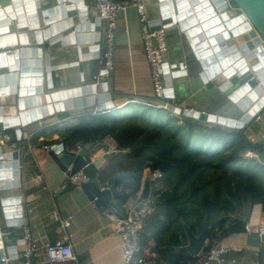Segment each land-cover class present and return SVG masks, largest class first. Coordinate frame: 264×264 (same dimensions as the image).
<instances>
[{
	"label": "water",
	"instance_id": "95a60500",
	"mask_svg": "<svg viewBox=\"0 0 264 264\" xmlns=\"http://www.w3.org/2000/svg\"><path fill=\"white\" fill-rule=\"evenodd\" d=\"M51 1V2H49ZM78 0H0V141L11 129L17 137L22 127L51 115L66 114L76 119L98 113L117 112L120 100H114L111 81L80 82L61 86L52 77L50 55L67 45H78V58L86 60L89 43L100 41L101 27L80 11ZM159 17L151 20V29L164 27L183 42L182 76L209 80L215 89L213 102L218 105L206 112L202 104L187 102L176 111L185 122L212 124L241 132L244 138L264 151V0H157ZM161 4V6H160ZM100 22V21H99ZM253 31L260 45L241 44V35ZM94 33L92 36L87 33ZM186 53V54H185ZM189 53V54H188ZM95 56L97 57L96 53ZM182 68L179 65L178 69ZM181 77V76H180ZM164 75L166 97L179 99L184 81ZM173 110L167 106V111ZM120 110L118 111V113ZM19 139V138H18ZM2 143V142H1ZM80 150L49 154L66 175L85 174L89 181L80 186L96 208L107 210L118 220L137 224L142 214L153 209L149 203V182L141 190L138 202L122 210L113 205L119 195L113 185L119 177L134 175L135 170L107 179L111 165L105 164L114 152L103 147L95 156L84 142ZM264 165V152L260 155ZM23 150L8 151L0 144V228H23L19 189L23 186ZM230 234L247 232L248 222L234 217ZM186 245L177 248L191 257L199 256L205 240V225L199 235L184 226ZM258 237L264 246V235ZM24 250V249H23ZM10 259L15 248L7 247ZM1 264V263H0Z\"/></svg>",
	"mask_w": 264,
	"mask_h": 264
},
{
	"label": "crops",
	"instance_id": "0c3cea01",
	"mask_svg": "<svg viewBox=\"0 0 264 264\" xmlns=\"http://www.w3.org/2000/svg\"><path fill=\"white\" fill-rule=\"evenodd\" d=\"M143 1L149 21L157 20L159 17L157 0ZM39 2L47 3V0H39ZM76 4L74 6H78L80 11L94 20V27L98 25L101 27L93 0H78ZM87 34L92 36L94 33ZM241 38V44H252L254 48L260 45L259 37L253 31L244 32ZM167 41L165 73L168 72L173 78H180L179 81L185 83L179 99L167 100V106L173 109L169 111L170 116H175L181 122H185V117L177 114L176 111L184 110L187 102H190L194 107L202 104L204 106L202 109L210 112V109L218 105L212 101L216 97L212 83L209 80L204 82L199 77L191 78L187 75L185 78L182 76L186 68V64L181 58L184 51L183 42L170 31H167ZM89 43L92 49L88 53L89 58L86 60H83V57L82 59L78 58L79 47L77 44L58 48L50 55V66L55 69L52 72L55 82L61 86H70L80 82L81 79L84 82H93L95 77L104 74L101 59L102 39L100 38L99 42L90 40ZM113 63V71L108 78L111 81L109 91L113 99L120 100V105H122L118 109L120 112L116 115L132 117L135 115V108L149 106L153 101L150 71L144 58L141 43L140 24L136 12L132 8L120 13L117 18ZM179 65L182 68L178 69ZM84 117L70 119L66 114L51 115L39 122L22 127L19 137L11 129L6 130L11 132L10 135L5 134V137L0 141V144L3 143L8 151L23 150V186L19 189V200L22 213L21 220L27 222L28 225L23 226V228L8 229L10 234L5 238L4 243L6 248L9 246L15 248L16 255L15 259L10 260V264H22L25 247L23 233L25 230H28L32 238L36 240L37 245L42 247L45 243H54L62 238L64 233L61 228L62 222L68 224L65 230L71 235L70 243L75 255V260L66 264H121L120 238L114 233L118 219L114 215H110L107 210L96 208L93 203L87 200L80 187L68 186L62 190L61 186L65 183L67 175L56 166L49 154L41 149L42 138L38 139V142H41L39 145L31 143L33 136L43 130H47L46 133L51 135V138L43 142L58 139L56 131L73 127ZM198 124L214 126L200 122ZM217 127L229 130L225 127ZM86 145L90 147L91 153L95 156L103 154V147H107L108 152H114L113 149L116 150L113 156L105 162L112 168L106 176L107 179L118 176L120 173L135 170L129 152L118 151L111 138L103 139L94 147L89 144ZM79 150L80 147L77 144L76 148L69 151L78 152ZM247 157L257 159L252 154L247 155ZM149 178L150 172L144 170L140 190L135 198L126 201L128 207L138 202L141 190L144 184L149 182ZM116 183L113 185V192L119 195L112 204L117 206L122 187L121 185L116 186ZM148 196L149 203L153 204L154 209L158 204L154 201L150 182ZM123 208L124 204L119 207L120 210ZM144 215L146 214L140 216L137 223L139 227ZM241 219L248 222L247 232L230 234L229 231L227 236L220 239L218 243L231 251L232 258L228 259H235L237 264H264V246L260 244L258 237L252 235L253 232H256L259 224H264V212H262L261 206H253L250 217ZM232 222L233 217H231L229 230ZM153 250L154 244L151 243L150 248L145 250V256L154 258L156 255ZM37 258H42V253ZM211 264L218 263L212 262Z\"/></svg>",
	"mask_w": 264,
	"mask_h": 264
},
{
	"label": "trees",
	"instance_id": "16d2710c",
	"mask_svg": "<svg viewBox=\"0 0 264 264\" xmlns=\"http://www.w3.org/2000/svg\"><path fill=\"white\" fill-rule=\"evenodd\" d=\"M117 113L85 116L56 134L67 150L80 142L94 147L109 137L118 151L129 152L136 173L116 183L122 187L119 207L136 197L144 170L161 173L155 182L149 181L158 205L140 221L138 256L145 255L153 243L156 264H200L202 254L229 233L230 212L245 219L255 205L264 212V165L260 162L264 151L241 132L181 122L155 106H139L132 117ZM46 132H37L31 143H46L51 138ZM203 224L208 245L202 254L191 257L178 251L187 242L184 226L199 235ZM226 257L232 258L231 252Z\"/></svg>",
	"mask_w": 264,
	"mask_h": 264
},
{
	"label": "built area",
	"instance_id": "2783aa9c",
	"mask_svg": "<svg viewBox=\"0 0 264 264\" xmlns=\"http://www.w3.org/2000/svg\"><path fill=\"white\" fill-rule=\"evenodd\" d=\"M97 18L101 23V39H102V64L104 74L95 77L96 82L106 81L114 67V37L116 30L117 18L120 13L132 8L135 10L137 19L140 24L141 43L144 58L148 64L150 71V80L152 86L153 101L149 106H155L158 109L167 110L166 86H165V54L168 49L167 30L160 27L156 30L151 28V20L149 21L146 14V7L143 0H122L113 2L112 0H93ZM5 137V136H4ZM41 149L47 154L58 156L66 152L65 144L59 140H51L44 143ZM115 152L116 150L113 149ZM249 155V154H247ZM246 155V156H247ZM256 157V156H255ZM161 177L159 171L150 174L149 181L155 182ZM39 178V176H38ZM88 177L82 172L67 175L65 183L61 186L65 190L68 186L80 187L88 182ZM117 224L114 233L120 238L121 264H156L154 258L145 255L138 256L139 247V226L128 222L127 220H116ZM68 224L61 223L64 230L60 240L54 243H45L42 247L37 245L35 239L28 230L23 233V242L25 244L22 264H66L75 260L73 247L70 243L71 235L66 233ZM259 236L264 235V224H259L256 229ZM8 229L0 228V263L10 264L9 254L7 252L4 240L9 236ZM208 245L207 241L203 242V247ZM202 247V249H203ZM231 252L216 243L208 251L202 254L200 264H237L235 259H228L226 256ZM42 253V258L37 257Z\"/></svg>",
	"mask_w": 264,
	"mask_h": 264
},
{
	"label": "rangeland",
	"instance_id": "374dc122",
	"mask_svg": "<svg viewBox=\"0 0 264 264\" xmlns=\"http://www.w3.org/2000/svg\"><path fill=\"white\" fill-rule=\"evenodd\" d=\"M156 116H158V115H157V114H156V112H155V117H156ZM166 119H167V115H165V116H162V120H164V121H165Z\"/></svg>",
	"mask_w": 264,
	"mask_h": 264
},
{
	"label": "bare ground",
	"instance_id": "6f19581e",
	"mask_svg": "<svg viewBox=\"0 0 264 264\" xmlns=\"http://www.w3.org/2000/svg\"><path fill=\"white\" fill-rule=\"evenodd\" d=\"M51 141V140H50Z\"/></svg>",
	"mask_w": 264,
	"mask_h": 264
}]
</instances>
